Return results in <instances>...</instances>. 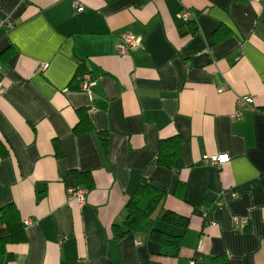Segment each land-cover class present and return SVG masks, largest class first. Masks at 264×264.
I'll return each mask as SVG.
<instances>
[{
  "label": "crops",
  "instance_id": "crops-1",
  "mask_svg": "<svg viewBox=\"0 0 264 264\" xmlns=\"http://www.w3.org/2000/svg\"><path fill=\"white\" fill-rule=\"evenodd\" d=\"M123 32L140 45L119 55ZM84 71L90 93L78 87ZM0 83V207L29 220L0 264H264V0H0ZM79 109L92 129L75 134ZM175 136L180 154L162 167L161 140ZM218 154L219 166L204 162ZM71 171L89 173L91 187ZM141 183L167 193L163 208L185 229L157 208L113 235ZM76 185L82 203L67 193ZM152 229L181 234L180 247L150 239Z\"/></svg>",
  "mask_w": 264,
  "mask_h": 264
},
{
  "label": "trees",
  "instance_id": "trees-1",
  "mask_svg": "<svg viewBox=\"0 0 264 264\" xmlns=\"http://www.w3.org/2000/svg\"><path fill=\"white\" fill-rule=\"evenodd\" d=\"M187 23L194 24L193 20ZM193 26V25H192ZM190 27L189 32H194L195 27ZM213 38H218L217 31L213 32ZM6 57V54L3 53ZM79 122L74 126L73 132L80 134L92 129L91 123L86 116L84 109H79ZM100 145L107 152L108 139L103 132H99ZM60 151L57 150V154ZM180 154V139L175 136L172 139L161 140L157 164L170 168L174 159ZM71 175L78 181V184H84L91 187V176L87 172L71 171ZM181 184L176 187L175 194L181 195ZM166 192L152 185L141 183L137 186L132 197L127 201L125 206V217L121 223L111 225L112 233L115 237H122L125 234L134 231L140 223L151 218L158 208V219L168 222L174 226L185 229L188 219L177 213L163 208V200ZM149 238L160 244H169L178 249L182 242V235H172L158 229H152ZM26 240V232L23 221H21L19 212L13 203L0 207V258H10L11 254L7 251V245L11 243H20ZM213 264H229L224 255H219L213 259Z\"/></svg>",
  "mask_w": 264,
  "mask_h": 264
},
{
  "label": "built area",
  "instance_id": "built-area-1",
  "mask_svg": "<svg viewBox=\"0 0 264 264\" xmlns=\"http://www.w3.org/2000/svg\"><path fill=\"white\" fill-rule=\"evenodd\" d=\"M73 6L76 8V10L80 11L82 10L83 6L79 3H73ZM180 17L183 22H188L191 20H194V13L188 9L183 8L180 12ZM8 25L11 26L9 21H7ZM140 45V38L138 36H135L129 32H123L120 35L119 41L116 43L115 51L119 55L129 54L132 50L136 49ZM48 67V63H41L36 71H43ZM77 81H78V87L80 90H83L87 93H90V86L94 84L93 79L91 78L89 72L84 71L77 75ZM2 89V85L0 83V90ZM237 104V110L234 114L235 118H240L242 114V109L245 108H251L252 106V97L251 96H241L236 101ZM227 157L225 154H218L211 156L209 158H205L204 162L219 166L224 161H226ZM67 193L70 196H73L79 203H82L85 200V196L87 193V190L80 185H76L74 187L67 188ZM29 220L25 219L23 220L24 224H28ZM247 223V218L242 217H233V224L235 228L243 229L244 226ZM137 244H140V241H136ZM200 259V257H197L195 259H191L185 262V264H196L197 260Z\"/></svg>",
  "mask_w": 264,
  "mask_h": 264
}]
</instances>
